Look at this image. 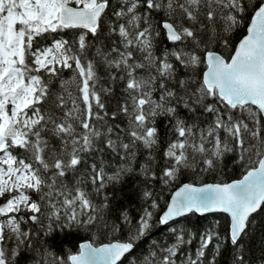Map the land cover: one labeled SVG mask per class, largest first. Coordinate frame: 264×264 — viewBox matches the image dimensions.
Instances as JSON below:
<instances>
[{
    "label": "snow or ice",
    "instance_id": "1",
    "mask_svg": "<svg viewBox=\"0 0 264 264\" xmlns=\"http://www.w3.org/2000/svg\"><path fill=\"white\" fill-rule=\"evenodd\" d=\"M109 11L115 17L109 30L118 40L96 47L89 58L87 36L98 37ZM247 11L244 0H116L115 7L113 0H0V198L6 197L0 204V264H120L153 226L149 208L159 205L150 190L143 192L149 208L126 241L99 247L83 242L66 258L43 241L56 230L108 227L106 189L133 171L140 149L149 157L141 174L164 185L186 169H214L226 153L250 165L231 183L183 184L157 221L168 225L192 213H226L227 239L241 246L250 218L264 208V0L251 8L234 54L226 58L213 44L227 48V37ZM68 29L85 31L71 42L34 47L38 37ZM161 33L172 47L157 54ZM201 64L207 70L199 82L180 78V68L193 71ZM64 70L72 75L59 81L57 94L52 79ZM104 77L124 85V99L111 113L102 99L112 91ZM180 108L212 120L203 127L181 118ZM118 115L125 118L123 126L110 123ZM160 117L168 118L172 138L158 175L151 163L160 145ZM105 153L123 162L111 173ZM93 154L101 156L100 163L87 162ZM217 237L212 229L201 233L189 254L185 246L196 234L179 232L146 264H204L210 245L215 255L207 264H217L222 254L220 243L213 244ZM235 261L245 264L243 255Z\"/></svg>",
    "mask_w": 264,
    "mask_h": 264
},
{
    "label": "trees",
    "instance_id": "2",
    "mask_svg": "<svg viewBox=\"0 0 264 264\" xmlns=\"http://www.w3.org/2000/svg\"><path fill=\"white\" fill-rule=\"evenodd\" d=\"M116 0H113V7H115ZM248 5L249 11L243 16V22L230 36L229 46L223 47L222 43H214L213 47L216 51L224 55L226 58L230 57L236 48L239 40L246 34V28L249 24L252 15L251 8L255 6L257 0H244ZM115 17L109 15L103 17L102 30L98 37L87 36L88 42L91 44L89 49V58L95 53L98 46H108L118 40L117 35L113 34L109 29L112 27ZM156 23V20L153 21ZM84 30L68 29L58 31L56 33H46L36 39L34 47H48L56 40L74 41L78 38ZM219 31V29H218ZM172 45L166 41L163 33L157 37L156 53L160 54L165 49H170ZM206 65L201 64L197 69L190 71L180 68L179 75L182 79L192 78L197 82L202 78V73L205 71ZM103 75V70H101ZM72 70H64L60 77L52 79V91L59 94L62 90L59 85L61 79H70ZM105 87H111L110 94L102 97L106 109L109 113L116 111L118 102L124 99V85L122 81H109L106 77L102 80ZM179 113L181 118L188 120H195L198 125L207 127V123L211 122L212 117L209 114H201L200 111L196 113L187 112L180 108ZM246 115V114H245ZM112 124H125V118L118 115ZM157 126L160 128V145L153 150L152 156L154 160L151 163L152 171L158 175L164 167L165 160L163 158V151L166 143L171 139L169 132L170 125L168 118H158ZM223 136V133H221ZM15 154H20L17 150ZM106 163V171L111 173L123 162L118 156H113L110 153L102 154ZM149 160L147 150L140 149L137 155L132 159L133 171L123 178L121 183L110 185L106 191L110 194V202L108 209L104 211L105 220L108 227L90 226L87 229L76 228L56 230L51 236L44 238V244L48 246L56 255L67 257L69 250L73 253L78 251V245L85 241H91L95 245L113 241H126L135 232L137 221L143 215L145 208H149L150 201L143 198V192L150 190L153 192V199L157 201L158 208L152 209L153 212L152 228L141 238L135 241V247L130 251L120 262V264H146V261L151 259V253L157 252L159 255L166 246H170L175 242L176 235L179 232H184L186 235L195 233L197 239L193 240L191 245H186L185 250L189 254H193L198 246L197 240L201 233L212 229L218 234L214 239L213 244L220 243L221 255L217 257V264H236L235 257L243 255L245 264H264V208L253 214L250 218V226L245 235L242 236L239 247H234L228 241V230L230 225V218L227 214L222 212L199 215L197 213L188 214L180 217L168 225H160L157 221L159 216L166 208L172 193L183 183L205 184V183H226L234 179L241 178L246 173V168L250 165H241L237 161V154L226 153L223 159L218 163L214 169L203 171L199 168L196 170L186 169L178 177V179L169 185H164L159 179H146L141 174V167ZM100 163V155H90L87 157V162ZM33 194V199H36ZM96 199V197H93ZM5 198H0V204L4 202ZM127 216L131 221L125 222L124 216ZM115 225L119 231H113L112 226ZM25 227H33L26 225ZM39 243V238H37ZM30 255V254H29ZM215 255L213 245H210L206 251V259L204 264H207L208 258ZM22 264H32L31 260H25Z\"/></svg>",
    "mask_w": 264,
    "mask_h": 264
},
{
    "label": "water",
    "instance_id": "3",
    "mask_svg": "<svg viewBox=\"0 0 264 264\" xmlns=\"http://www.w3.org/2000/svg\"><path fill=\"white\" fill-rule=\"evenodd\" d=\"M85 31V30H84ZM240 41V40H239ZM239 43V42H238ZM238 43H237V45H236V47L238 46ZM234 54V53H233ZM207 70V68L205 69V71ZM204 71V72H205ZM246 174V173H245ZM243 177V176H242ZM242 177L241 178H238V179H234V180H231V181H229V182H226V183H231V182H233V181H235V180H239V179H242ZM183 184H185V183H183ZM183 184L182 185H180L175 191H177L180 187H182L183 186ZM192 184V183H191ZM205 184H214V183H205ZM205 184H194L195 186H197V187H201V186H203V185H205ZM174 191V192H175ZM174 192L172 193V195L174 194ZM171 195V196H172ZM170 199H171V197H170ZM170 199H169V202H170ZM164 210H166V208L164 209ZM163 213V212H162ZM162 213H161V215H162ZM212 213H215V212H212ZM197 214H199V213H197ZM207 214H209V213H207ZM226 214V213H225ZM199 215H201V214H199ZM203 215H205V214H203ZM228 215V214H227ZM229 216V215H228ZM229 218H230V216H229ZM85 242H88V241H85ZM115 242V241H114ZM102 245V244H101ZM101 245H98L97 247H99V246H101ZM94 246H96V245H94ZM126 255V254H125ZM125 257V256H124ZM124 257H122V259L124 258ZM121 259V260H122Z\"/></svg>",
    "mask_w": 264,
    "mask_h": 264
},
{
    "label": "rangeland",
    "instance_id": "4",
    "mask_svg": "<svg viewBox=\"0 0 264 264\" xmlns=\"http://www.w3.org/2000/svg\"><path fill=\"white\" fill-rule=\"evenodd\" d=\"M5 199H6V197H5Z\"/></svg>",
    "mask_w": 264,
    "mask_h": 264
}]
</instances>
